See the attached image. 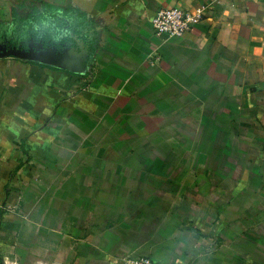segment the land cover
<instances>
[{"label":"crops","instance_id":"obj_1","mask_svg":"<svg viewBox=\"0 0 264 264\" xmlns=\"http://www.w3.org/2000/svg\"><path fill=\"white\" fill-rule=\"evenodd\" d=\"M31 1L95 43L0 56V264H264V0Z\"/></svg>","mask_w":264,"mask_h":264},{"label":"rangeland","instance_id":"obj_2","mask_svg":"<svg viewBox=\"0 0 264 264\" xmlns=\"http://www.w3.org/2000/svg\"><path fill=\"white\" fill-rule=\"evenodd\" d=\"M94 43L90 19L72 9L51 8L31 0H9L8 11L0 12V56L48 63L50 50L60 55L69 50L90 56ZM6 209L7 206H0L1 212Z\"/></svg>","mask_w":264,"mask_h":264},{"label":"built area","instance_id":"obj_3","mask_svg":"<svg viewBox=\"0 0 264 264\" xmlns=\"http://www.w3.org/2000/svg\"><path fill=\"white\" fill-rule=\"evenodd\" d=\"M203 9L191 10L183 7L160 9L151 18L150 23L153 33L161 40L167 41L175 37H183L190 34L195 26L204 19ZM153 63L159 61L160 56L155 52ZM122 264H154L147 257L127 255Z\"/></svg>","mask_w":264,"mask_h":264}]
</instances>
